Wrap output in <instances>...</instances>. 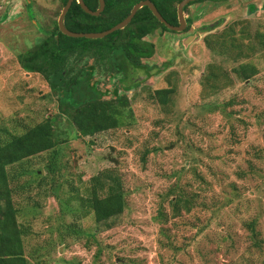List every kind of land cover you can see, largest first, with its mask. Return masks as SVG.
<instances>
[{"label":"rangeland","instance_id":"1","mask_svg":"<svg viewBox=\"0 0 264 264\" xmlns=\"http://www.w3.org/2000/svg\"><path fill=\"white\" fill-rule=\"evenodd\" d=\"M61 10L62 0H0L1 135L59 114L66 141L54 149L58 183L44 152L28 160L39 182L12 184L31 230L26 254L35 264H264V0H205L185 11L189 30L157 29L147 37L152 74L135 71L139 85L120 91L130 101L125 125L77 137L48 82L20 63ZM98 77L111 98L117 78ZM163 89L174 90L167 102L149 96ZM111 168L127 206L96 222L79 196ZM180 191L190 207L176 212L169 200Z\"/></svg>","mask_w":264,"mask_h":264},{"label":"trees","instance_id":"2","mask_svg":"<svg viewBox=\"0 0 264 264\" xmlns=\"http://www.w3.org/2000/svg\"><path fill=\"white\" fill-rule=\"evenodd\" d=\"M84 1L93 10L99 7V0ZM105 1V9L98 16L86 12L81 4L74 1L65 17L66 27L76 32L107 30L124 20L133 6L141 0ZM152 1L170 24H179L177 7L182 0ZM203 1L205 0L190 2L184 11L192 4ZM66 2L67 0H63V4ZM187 20L186 31L192 23L190 18ZM159 28L175 32L161 22L148 6L140 8L125 28L103 38L68 36L61 32L56 23L34 47L20 54V63L25 71L38 73L48 82L52 93L57 96L59 113L69 117L75 127L76 137L94 136L119 127L118 125H125L126 115L130 114V101L120 91L134 89L139 85L134 80L135 71L143 70L146 76L152 74L147 61L155 54L156 45L147 37ZM220 52L224 53V50ZM88 58L93 59V63L88 64ZM250 71L254 72L253 69ZM100 75L108 76L110 81L113 78L118 80L111 98H108L109 92L99 86ZM173 91L163 89L155 94L150 90L149 96L155 99V95H159L164 98L162 101L165 103ZM59 116L56 114L48 117L22 133L10 134L9 138L1 135L4 128L0 127V264H35L31 256L26 254L25 238L30 235L31 230L19 220L21 212L15 200L17 191L12 184L16 182V187L21 184V188H28L36 181L39 182V170L31 171L28 160L44 152H50L46 170L54 182L58 183L55 162L57 154L54 149L66 142L56 132L55 124ZM130 122L128 120L127 124ZM29 173L34 178L24 179L23 175ZM58 187V184L53 186L55 189ZM71 200L70 197L68 202L71 203ZM79 200L86 211L94 215L96 222L120 215L127 206L123 178L118 176L115 169H105L90 179L86 194L79 196ZM189 201L181 191L169 200L176 212L182 203L189 209ZM62 209L66 212L71 210ZM70 227L72 226L64 224L57 226L60 232H65ZM72 232L78 231L75 228ZM253 232L255 234L254 229ZM40 263L45 262L40 260L38 264Z\"/></svg>","mask_w":264,"mask_h":264},{"label":"water","instance_id":"3","mask_svg":"<svg viewBox=\"0 0 264 264\" xmlns=\"http://www.w3.org/2000/svg\"><path fill=\"white\" fill-rule=\"evenodd\" d=\"M74 0H68L66 5L64 6L61 15L59 17V26L60 29L63 33L67 34L68 36H72V37H86V38H103L117 30L123 29L125 28L133 19V17L135 16V14L137 13V11L144 7V6H148L152 12L154 13V15L161 21L163 22L169 29L174 30V31H178L181 32L183 31L186 27H187V20H186V16H185V11L184 8L186 5H188L190 2L193 1H197V0H182L179 4H178V17H179V24L178 25H172L170 24L164 17L163 15L160 13V11L158 10L157 6L154 4V2L152 0H141L138 3H136L130 14L121 22L117 23L116 25H114L113 27L104 30V31H100V32H76V31H72L69 28H67L65 26L64 23V19L65 16L67 14V12L69 11L70 7L72 6ZM78 2L81 4L82 8L95 16L100 15L106 6V2L105 0H99V8L96 10L91 9L85 2L84 0H78Z\"/></svg>","mask_w":264,"mask_h":264},{"label":"flooded vegetation","instance_id":"4","mask_svg":"<svg viewBox=\"0 0 264 264\" xmlns=\"http://www.w3.org/2000/svg\"><path fill=\"white\" fill-rule=\"evenodd\" d=\"M68 1V0H67ZM74 1H77L78 2V0H74ZM74 1H73V3H74ZM198 1V0H197ZM85 2V1H84ZM106 2V1H105ZM67 3V2H66ZM66 3L65 4H63V0H62V10H63V8H64V6L66 5ZM72 3V4H73ZM79 3V2H78ZM199 3V2H198ZM80 4V3H79ZM100 4V3H99ZM190 4V3H189ZM187 6V5H186ZM30 8H32V7H30ZM71 8V7H70ZM99 8V7H98ZM97 8V9H98ZM178 8V7H177ZM62 10H61V12H62ZM178 10V9H177ZM68 13V12H67ZM60 15H61V13H60ZM60 15H59V17H60ZM67 15V14H66ZM66 17V16H65ZM179 18V17H178ZM186 20H187V18H186ZM56 23H58V26H59V18L55 21V26H56ZM64 23H65V19H64ZM173 25V24H172ZM178 25V24H177ZM54 26V27H55ZM66 26V25H65ZM187 26H188V20H187ZM53 27V28H54ZM59 28H60V26H59ZM68 28V27H67ZM61 30V29H60ZM62 32V31H61ZM175 32H178V31H175ZM65 34V33H64ZM57 38H58V36H57Z\"/></svg>","mask_w":264,"mask_h":264}]
</instances>
